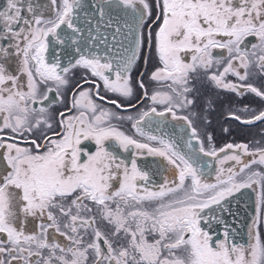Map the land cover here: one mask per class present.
<instances>
[{"label":"snow or ice","instance_id":"1","mask_svg":"<svg viewBox=\"0 0 264 264\" xmlns=\"http://www.w3.org/2000/svg\"><path fill=\"white\" fill-rule=\"evenodd\" d=\"M0 264H264V0H4Z\"/></svg>","mask_w":264,"mask_h":264},{"label":"flooded vegetation","instance_id":"2","mask_svg":"<svg viewBox=\"0 0 264 264\" xmlns=\"http://www.w3.org/2000/svg\"><path fill=\"white\" fill-rule=\"evenodd\" d=\"M4 0H0V6H2ZM212 120H213V128L215 129V133L216 136H227L224 135L221 131V125L224 124V121L220 118L218 113H214L212 116ZM218 120V121H217ZM232 128L235 127L237 128V130H233L232 135L231 136H227L229 139V142L234 141V135L237 134L238 136H240L242 131H248L246 129L241 128L240 126L236 125V124H232L231 125ZM126 130H127V126H125ZM235 142V141H234ZM238 142H244V141H238ZM127 155V154H125ZM205 161H208L210 158L205 157L204 158ZM160 158H156V157H140L138 158V163L144 167L145 169H152V170H159L160 169ZM213 166H214V162H213ZM165 175L167 173H164ZM152 179L156 182L159 183L161 182L162 176L160 174L157 175H153ZM214 179V172L212 173V175L209 176V180H213ZM248 193L251 192V190H247ZM238 199V203L232 205V211L233 213L236 215H239V217H233L231 215H229L228 213L224 214V219L225 221L229 224L232 225L233 227H236L237 229H240L243 231L244 228V222L247 221V216L246 213L243 212L241 207H246V202L244 200H246L245 198H241L240 195L239 197H237ZM248 213V212H247ZM250 222V221H248ZM247 222V223H248ZM224 225H216V231L217 232H222Z\"/></svg>","mask_w":264,"mask_h":264},{"label":"water","instance_id":"3","mask_svg":"<svg viewBox=\"0 0 264 264\" xmlns=\"http://www.w3.org/2000/svg\"><path fill=\"white\" fill-rule=\"evenodd\" d=\"M246 192H247V190H245ZM239 193H237L236 194V198H233V203H232V205H234V204H236L237 203V197H239ZM249 196L250 197H252V199H249V198H247V197H245V199L246 200H244L245 202H246V207L244 206V207H241L242 208V210H243V212L244 213H246V215L248 214V216H247V221L246 222H244V225L248 222V221H250V219H251V216H252V214H253V211H254V206H253V199H254V196L252 195V193L250 192L249 193ZM232 205H231V207H232ZM248 212V213H247ZM231 216H233V217H239V215H231ZM243 230H244V228H243Z\"/></svg>","mask_w":264,"mask_h":264},{"label":"rangeland","instance_id":"4","mask_svg":"<svg viewBox=\"0 0 264 264\" xmlns=\"http://www.w3.org/2000/svg\"><path fill=\"white\" fill-rule=\"evenodd\" d=\"M233 130H237V128L233 127ZM251 131L255 132V129H252ZM240 134H241L240 136H238L237 134L234 135V138H235L234 141L235 142H238L240 140L247 142L249 139H251V134L249 131H246V132L242 131ZM224 142H229V139L227 136H217L218 146Z\"/></svg>","mask_w":264,"mask_h":264}]
</instances>
